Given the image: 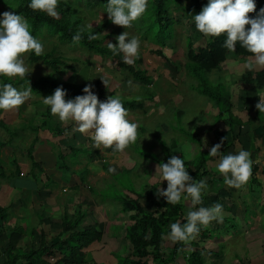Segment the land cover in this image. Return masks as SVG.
<instances>
[{"label": "rangeland", "instance_id": "rangeland-1", "mask_svg": "<svg viewBox=\"0 0 264 264\" xmlns=\"http://www.w3.org/2000/svg\"><path fill=\"white\" fill-rule=\"evenodd\" d=\"M63 1L68 7V15L71 19L83 17L86 18L88 25L92 23V26H96V24L107 18V15L100 11L94 12L82 9L80 6L75 5L72 0ZM179 2L190 5L192 0H179ZM207 2L208 0L202 1L205 5ZM4 11L10 10L6 4L0 3V13ZM169 11H172V18L175 22L173 25L174 37L170 40L169 45L162 50L164 56L159 55L157 46L142 36L140 29H143L144 32L146 25L143 24V16L133 22L136 27L132 24L130 28L125 29L124 26H118L110 22L98 35L102 39V44L106 46L108 42L117 43L115 37L125 30L130 35L139 37L141 41L139 58L141 61L135 66L138 71L143 70L146 72L147 86L145 83L134 80L125 70L118 68L110 58L84 50L79 45L60 42L55 37L47 34H42L37 38L44 43V52L51 50L53 57H59L66 64L63 73L53 72L42 62L28 64V53L22 54L25 64L29 70L32 69L30 73L26 74L30 78L48 74L47 76L58 81L81 85H93L96 83V79L100 78L101 88L105 90L107 97L120 94L123 103L133 101L132 107H128V104H124V106L128 109V118L139 123L137 141L129 145L122 153H113L111 148H94L89 133H83V138L87 140V150H78L77 154L75 153V161L72 153L64 147L63 141V138L73 134V129L63 132L60 128L58 132L55 126L56 121L57 123L60 121L42 103V96L37 97L31 94V97L17 109L3 111L0 114V119L14 127L16 131L12 136L5 130L0 129V163L7 168H12V162H16L24 173L23 178L28 179H26L27 184L21 183V189L17 188V184H7V181L2 180V183H0V204L9 207L13 216L8 223L19 220L22 222L23 219L27 218L33 220V224H36V210H43L45 214L50 216V218L44 217L42 223L38 222L35 225L37 237L33 240L34 246H37L38 235L42 230L46 232L48 240L57 239L54 235L59 231L63 205H66L69 214L85 213L81 223L82 226L90 225L102 233L99 242L92 243L85 249L87 252L86 259L96 264H115L116 257L128 255L130 249L124 238V228L122 227L117 232L118 235L115 236L113 235V227L121 224L126 226L131 224V221L127 217L130 213L112 215V210L116 209L113 207L117 205L113 204L112 206L113 201H111L110 195L140 200L143 206L153 213V202L162 198L157 197L156 189L159 186L161 188L167 186V181H162L160 184L158 172L155 174L156 166L158 169V162L162 160H159V158L167 155L166 147L168 148L169 145L172 146L177 142V146L180 147L174 148V151L177 152L175 155L181 158L185 155L188 157L186 161H189L200 150L209 151L213 145L218 143L215 137L218 132L222 134L224 140L230 142L229 147L221 153L224 155L238 152L240 149L248 151L250 141L246 132L251 131L252 135L259 137L261 123L256 119L255 103L259 100L258 95H261L263 90H253V87L241 82L239 78L240 75L248 71L244 65L250 58L230 53L222 64V70L214 69L209 73L203 72L198 77L192 78L186 70V37H192L193 40H196V43L199 42L201 45L204 44V37L196 30L193 20L181 18V11L174 9L172 4ZM146 35L148 38H152L151 32H147ZM255 70L258 69L252 71ZM102 79L107 81L106 86ZM129 80L132 81L133 86L125 84V81ZM218 82L228 86L233 113L240 117L243 122L248 121L240 127L242 135L233 141H230V138L234 134L230 135L229 128L222 120L218 119L217 108L207 102L204 95L199 94L203 84L207 83L212 87H216ZM36 112H40V115L46 113L47 122H45V125L48 128L37 129L35 133L28 126L32 123V127H34V123L42 122ZM71 123L74 124L72 121L60 122L62 126ZM207 129L210 131L205 132ZM237 130L238 128L234 129L235 134ZM186 131L195 136V139L191 140L187 137L185 135ZM75 135L79 138V135L76 133ZM35 138H37V142L34 143L31 155L37 164L41 162L39 165L40 172L38 169H32L31 159L26 155V149ZM263 140H254L255 145L260 148L257 149L255 158L250 156L252 160L251 170L257 167L255 176L263 185L258 192H249L247 189L250 178L239 189L227 185L220 189V185L224 183L220 181L223 177L215 167L218 163V157H212L207 163L211 175L210 181L207 182L206 192L202 194V204L198 207H208L220 203L225 208H229L228 204L223 203V200L215 198L219 195L222 197L229 195L232 203L240 209L241 214L245 207V217L240 218V215H237L231 219L230 215H224V222L216 223L213 221L208 225L209 228H216L215 233L217 235L210 233L212 236L209 237L208 244L203 245L204 242L199 244V246L203 245L204 247L205 264H210L208 258L211 253L215 255L212 249L217 247L223 249L221 253L225 258L227 257L225 259L227 264H238L236 261L239 258H242V264H246V247H248L249 264H258L259 262V264H264V174H262V169H264V147L260 146ZM8 142L11 145L7 144ZM185 144L191 145V152H185ZM50 147L66 153V156L61 159L65 165L70 166L73 174L61 167L63 162L58 160L54 154L52 158L50 152H48L49 156H41L42 152ZM90 151L92 153L91 159L88 157ZM171 151L172 148L169 149L168 153ZM142 153L149 154L152 158L156 157L158 162L151 158L141 157ZM56 154L59 153L56 151ZM51 159L58 161L57 167L54 166V168L52 163L47 165ZM86 163H89V169L85 167ZM105 163L108 168L114 164L116 172H106L102 166ZM118 168L122 170H118ZM118 171L121 172L118 173ZM31 172L38 178L37 181L29 177V174H32ZM54 172H58L60 177H63L64 184H60V186L83 184L79 190L81 194L69 200L68 195L71 196L70 194H72L69 193L70 190L62 193L59 184L47 185V183L54 181ZM66 176L70 178H65ZM81 178L83 180H80ZM146 184H154V189H148L149 185L144 189L143 186ZM213 184H219L215 187L216 191L219 189L217 193H215V189H211ZM45 188H49V190L46 191ZM133 189L135 193L130 192ZM56 191L59 192V195L54 197ZM26 192H29V194ZM137 194H142L147 199H138ZM74 195L76 194L74 193ZM242 198L245 200V205L241 203ZM181 203L185 204L183 200ZM247 209L248 211H246ZM26 241L27 239H23V244H26ZM2 245H5V242ZM236 258L238 259L236 260Z\"/></svg>", "mask_w": 264, "mask_h": 264}, {"label": "trees", "instance_id": "trees-1", "mask_svg": "<svg viewBox=\"0 0 264 264\" xmlns=\"http://www.w3.org/2000/svg\"><path fill=\"white\" fill-rule=\"evenodd\" d=\"M72 1L75 5L80 6L82 9L87 11H100L107 15V18L96 24V26L89 28L87 27L88 24L86 23V18L84 19L82 17L71 19L69 17L68 7L65 5L63 0H60L57 7V11L59 13L58 18H52L44 12L33 11L27 6L29 0H0V3L6 4L10 11L25 17L30 26L31 34L36 38L42 34H47L48 36L55 37L60 42H65L71 45H79L84 50L103 57L106 56L113 60L118 68L128 72L134 80L145 83L147 86L146 81L148 80L145 76L146 72L143 70L138 71L135 66L141 61V59H135L134 64L131 65L124 63L123 53L113 55L108 47L102 44V39L98 37L100 32L111 22L108 19L107 12L104 11L107 6V0ZM202 1L203 0H192L190 5H184L179 2V0H149L148 7L142 15L144 18L143 24H146L144 32L143 29H140L142 36L157 46V52L159 55L164 56L162 50L169 45L170 40L174 37L173 25L175 22L172 18V11H169L170 5L172 4L174 9L181 11V18L184 20H190L195 14L199 13L203 6H205ZM255 5V10L247 14L249 17H254L259 9L264 7V0H255ZM133 24L134 27H136V24ZM246 27L248 26L246 25ZM78 31L80 32L81 39L78 42H74L72 37ZM147 32L152 33V38L147 37ZM90 33H96L97 38L89 40L88 35ZM203 37V45L199 42L196 43V40H193L190 36L186 37V70L188 75L192 78L198 77L203 72L209 73L214 69L222 70V64L226 60V56L230 53H234L237 56L242 57L252 56V53L240 47L239 44L236 45V51L229 52L223 46V42L226 38L224 34L217 37H205L204 35ZM39 62H42L45 66L57 74L63 73V68L66 66V64L59 57L52 56L51 50L44 52L41 56H36L33 53L28 52V64L32 65ZM47 75L37 78H30L29 76H26L24 79L19 77H0V80L12 83L13 86L18 88L27 87L29 84L32 89V96L35 95L37 97H46L51 95L57 86H62L67 90L66 99L83 94L82 89L85 85L67 81H58ZM239 78L241 82L253 87V90H264V68H261L258 71L244 72ZM101 85L102 82L100 78H97L96 83L93 84V90L97 94L99 100H105L107 96L105 94V90L101 88ZM199 94L204 95L207 102L217 108L218 119L222 120L226 124L229 128L230 135L234 134L232 135V138H230V141H233L237 139L238 136L242 135L240 127L248 121L243 122L240 117L233 113L231 94L227 85H222V83L218 82L216 87H212L205 83L201 86ZM258 101L259 100H257L256 103ZM132 102H124L123 104H128V107H132ZM255 110L256 119H258L261 123V133L259 137H255L251 134V131L246 132L250 141L249 153L253 158L256 157L255 155L257 153V149L260 148L255 145L254 140L264 139V113H260L256 108ZM2 112L3 110H0V114ZM48 113L49 111L47 114ZM36 115L40 117L42 122H33L34 127H32V123L28 126V128L35 133L37 129L48 128L45 125V122H47L46 113L40 115V112H36ZM55 127L59 131L61 128L60 122L57 123L56 121ZM235 128H238L236 134L234 133ZM0 129L5 130L12 136L13 133H16L15 128L6 124L2 119H0ZM207 131L210 130L207 129L205 132ZM185 135L191 140L195 139V136H193L189 131H186ZM215 137L216 141L219 143L222 139V134L218 132ZM36 142L37 138L30 143L29 147L26 149V155L31 159L32 169H38L40 172L41 168L39 164L33 160L31 155L34 143ZM7 144L11 145L10 142ZM229 145L230 142L223 140L220 152H224ZM175 147H178L177 142H175L172 146L169 145L168 148L166 147L167 155L163 156L164 158H159V160L162 159L160 162L157 161L156 157L152 158L149 154L142 153L141 157L145 159L151 158L152 160L157 161L159 166L160 163H166L171 155H175L177 153L174 151ZM171 148L172 151L168 153ZM78 150L87 149L77 148L76 150H73L72 156H74L75 161V153L77 154ZM62 157V155L58 156V160L62 161ZM90 157L91 156H89V159H91ZM211 159L212 156L208 154L207 150H200V152L196 154L192 160L185 161V167L187 168L189 174L196 180L206 178L208 182L210 181L211 175L209 174L207 163ZM62 162V164H64V161ZM3 165L0 163V183H2V180L8 182L10 179L24 176V173L16 162H12V168H7ZM64 166L66 169L71 170L69 165L67 166L64 164ZM102 166L104 170L108 172L107 164H102ZM256 171L257 167H254L251 170L252 174L247 186L249 192H258L263 186L262 182H260L255 176ZM119 172L121 171H118V173ZM31 173L32 174H29V177H32V180L37 181L38 178L33 174V172ZM262 174H264V169H262ZM80 180L83 179L81 178ZM220 181L224 183L223 179ZM48 184L49 183H47V185ZM147 185L149 184L144 185L143 188L146 189ZM224 185L225 184H221L220 189H222ZM216 186H219V184H213L211 189H215ZM153 187L154 184H150L148 189H152ZM17 188L21 189V184H17ZM72 190L76 191V187H73ZM72 190H70L69 193H72ZM218 190L216 191L215 189V193H217ZM130 192L135 193L134 189ZM26 193L29 194V192ZM74 193L75 192L70 194L71 196L69 200L72 199ZM110 197L111 201H113L112 206L113 204L117 205L116 207H113L116 209L112 210V215L130 213L127 217L131 221V224L126 226L121 224L113 227V235L115 236L118 235L117 232H119L122 227L124 228V238L126 239L130 249L128 255L117 256L115 264H205L203 245L208 244L207 242H209V237L212 236L210 233L216 234V228H209V226L202 227L199 234L196 236L199 239H193L187 243L179 241L172 242L167 237V232L169 231L168 226L170 223L175 222L177 219H181L183 222V215L188 208L187 204H167L166 200L162 197L160 200H155L153 202L154 212L152 213L149 212L145 206H143V203L140 200L137 201L136 199L126 198L125 196L118 197L110 195ZM137 198L147 199L142 194H137ZM215 198L225 200L230 199V196L224 195V197H222L219 195ZM225 209L226 208L224 207V210ZM246 211H248V209ZM251 212L253 213V211ZM35 214L37 215V223H42L44 221V217L50 218L49 214H45L43 210H36ZM84 214V212L69 214L67 212L66 205H63V214L60 217L59 231L54 235L57 239L48 240L46 232L42 230L40 235H38L39 240H37V246H34L33 240L37 237L35 233V225H37V223L33 224V220L27 218L23 219L22 222L19 220L8 223L9 219L13 217L12 213L9 210V207H4L0 204V245L5 242V245L0 247V264H96L91 261L89 262L88 259H86L87 252L85 249L92 243L99 242L102 237V233L90 225L86 227L82 226L81 223ZM225 214L226 213H224V215ZM252 215H254V213ZM23 239H27L26 244H23ZM200 242H204V244L199 246V244H201Z\"/></svg>", "mask_w": 264, "mask_h": 264}, {"label": "clouds", "instance_id": "clouds-1", "mask_svg": "<svg viewBox=\"0 0 264 264\" xmlns=\"http://www.w3.org/2000/svg\"><path fill=\"white\" fill-rule=\"evenodd\" d=\"M59 3L60 0H29L27 6L33 11L44 12L52 18H58ZM148 3L149 0H107L104 11L113 24L127 29L145 13ZM255 8V0H208L192 20L196 30L205 37L224 34L226 38L223 46L229 52L236 51V45L239 44L252 53V57L244 65L248 71H252L264 68V7H261L254 17H249L247 14L253 12ZM87 27L92 28V23ZM96 38V33L88 35L89 40ZM72 39L78 42L81 39L80 32L73 35ZM115 39L117 43H107L111 53L113 55L123 53V62L134 64L140 54L139 37L130 35L125 30ZM44 50V43L31 34L25 17L12 11L0 13V77L24 79L32 69L29 70L22 54L31 52L41 56ZM102 81L106 86L107 81L104 79ZM125 84L133 86L130 80L125 81ZM93 89V85L86 84L82 89V95L66 99L67 90L57 86L51 95L42 98V103L60 122H74V131L89 133L94 148H111L113 153H122L137 141L139 123L128 118V109L124 107L120 94L99 100ZM31 94L29 84L27 87L18 88L12 83L0 80V110L17 109L31 97ZM258 96L259 101L255 108L264 113V94ZM223 140L224 138L213 145L208 154L218 157L215 167L222 175L224 184L239 189L251 176L250 153L240 149L235 153L221 154ZM185 152H191L190 144H185ZM187 158L185 155L182 158L171 155L166 163L159 164L158 169L156 166L155 171V174L158 172L160 184L167 181L166 188L159 186L156 189L157 197H163L167 204L176 205L183 200L188 205L183 222L177 219L168 226L167 237L172 242H190L199 234L202 227H207L213 221L222 223L224 219V206L220 203L198 207L202 204V194L208 188L207 180L206 178L196 180L189 174L185 167ZM107 171L115 173L116 166L110 165Z\"/></svg>", "mask_w": 264, "mask_h": 264}, {"label": "crops", "instance_id": "crops-1", "mask_svg": "<svg viewBox=\"0 0 264 264\" xmlns=\"http://www.w3.org/2000/svg\"><path fill=\"white\" fill-rule=\"evenodd\" d=\"M252 57V56H251ZM251 57H249V58H251ZM261 68H259L258 70H260ZM258 70H255V71H258ZM264 91V90H263ZM263 91H261L262 92V94H264V92ZM61 125V124H60ZM74 127H75V123L73 124V123H71L70 125H65V126H62L61 125V131H66V130H69V129H74ZM60 131V132H61ZM59 132V131H58ZM75 133L77 134V135H79V138H77L76 137V135H75ZM64 140V147L68 150V151H70L71 153H72V151L73 150H76L77 148H81V149H86V138H83V136H82V133H80V132H78V131H74L73 130V134L71 135V136H67L66 138H63ZM55 146H57V145H55ZM89 148V147H88ZM56 151L59 153V154H56ZM248 151H249V147H248ZM48 152H50L51 153V158H52V155L54 154V156H56L57 158H58V156H60V155H62L63 157L64 156H66V153H63L61 150H54V148H47L44 152H42V154H41V156L42 155H45V156H49L48 155ZM70 153V154H71ZM39 154V153H38ZM69 154V155H70ZM92 155V153H91V151H90V153H89V155H88V157L89 156H91ZM87 157V158H88ZM37 161H38V159H36ZM2 161V160H1ZM78 161V160H77ZM40 163L41 162H39V165H40ZM50 163H52V165H53V167L54 166H56L57 167V165H58V161H56V160H53V159H51L50 160V162H48L47 163V165L48 164H50ZM76 163V162H75ZM74 163V164H75ZM110 163H112V162H110ZM73 164V165H74ZM83 164V162L81 163V165ZM119 164V163H118ZM88 165H89V163H86V168L87 169H89L88 168ZM113 166H114V164H113ZM61 167H63V168H65V170H67L68 171V169H66V167L64 166V164H62L61 165ZM108 167V166H107ZM55 168V167H54ZM58 171L60 170V169H57ZM118 170H120V168H118ZM70 172H71V174H73V172H72V170H69ZM51 173V172H50ZM68 176H66L65 178H67ZM68 178H70V177H68ZM26 179L27 178H23V176L22 177H17V178H14V179H10L8 182H6L7 184H21V183H23V184H27V182H26ZM61 179V180H60ZM73 179V178H72ZM28 180V179H27ZM54 181H52V183L50 182L48 185L50 186V184H59V188H60V191L63 193V192H67V191H69V190H71L73 187H76V191H73L72 190V193L73 192H75V194L76 195H73L72 197H78V194H81V191H79L80 190V188L82 187V185L83 184H70V186L69 185H67V187L66 186H60V184H64V182H63V177L61 178L60 177V175L58 174V172H54V179H53ZM11 181V182H10ZM29 184H30V182H29ZM46 189V191H48L49 190V188H45ZM260 191V190H259ZM253 192H255V191H253ZM55 195H59V192H55V194H54V197H56ZM68 199H70V196L68 195ZM223 203H226V204H228L227 206L229 207V208H226L225 210H224V213H226L225 215L227 216V215H230L229 217H231V218H234L235 216H237V215H240V218H243V217H245V207H244V209L242 210L243 211V213L241 214V212H240V209L237 207V206H235V204L234 203H232V201H231V196H230V199H225V200H223ZM241 203L242 204H244L245 205V200L242 198L241 199ZM248 247H246V253H245V258H246V264H249L248 263ZM223 249H221V248H213L212 249V252L213 253H215V255H212V253H211V255H210V257L208 258V260L210 261V264H227L226 262H225V259H227V257L225 258V256L221 253V251H222ZM220 252V253H219ZM213 257V258H212ZM228 258H229V256H228ZM238 258H236V260H237ZM236 262H238V264H242V258H239L238 259V261H236ZM260 263V262H259ZM258 263V264H259ZM231 264V263H230ZM235 264V263H234ZM256 264V263H255Z\"/></svg>", "mask_w": 264, "mask_h": 264}, {"label": "built area", "instance_id": "built-area-1", "mask_svg": "<svg viewBox=\"0 0 264 264\" xmlns=\"http://www.w3.org/2000/svg\"><path fill=\"white\" fill-rule=\"evenodd\" d=\"M263 145H264V141H263Z\"/></svg>", "mask_w": 264, "mask_h": 264}]
</instances>
